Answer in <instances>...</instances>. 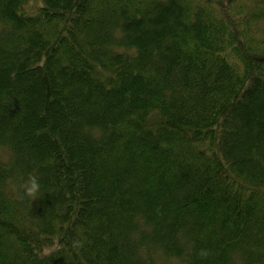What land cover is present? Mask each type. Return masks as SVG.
Returning a JSON list of instances; mask_svg holds the SVG:
<instances>
[{
    "label": "trees",
    "instance_id": "1",
    "mask_svg": "<svg viewBox=\"0 0 264 264\" xmlns=\"http://www.w3.org/2000/svg\"><path fill=\"white\" fill-rule=\"evenodd\" d=\"M27 1L0 0V264H264V0Z\"/></svg>",
    "mask_w": 264,
    "mask_h": 264
},
{
    "label": "clouds",
    "instance_id": "2",
    "mask_svg": "<svg viewBox=\"0 0 264 264\" xmlns=\"http://www.w3.org/2000/svg\"><path fill=\"white\" fill-rule=\"evenodd\" d=\"M41 185L37 175L28 174L25 179L23 176L20 177V182L16 188V192L19 199H35L40 193ZM202 256L206 255V252L200 253Z\"/></svg>",
    "mask_w": 264,
    "mask_h": 264
},
{
    "label": "rangeland",
    "instance_id": "3",
    "mask_svg": "<svg viewBox=\"0 0 264 264\" xmlns=\"http://www.w3.org/2000/svg\"><path fill=\"white\" fill-rule=\"evenodd\" d=\"M40 3V0H28L27 3L25 4L27 10L29 12L33 11L36 6Z\"/></svg>",
    "mask_w": 264,
    "mask_h": 264
}]
</instances>
